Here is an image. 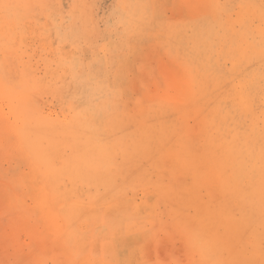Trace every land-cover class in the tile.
<instances>
[{"label":"rangeland","instance_id":"rangeland-1","mask_svg":"<svg viewBox=\"0 0 264 264\" xmlns=\"http://www.w3.org/2000/svg\"><path fill=\"white\" fill-rule=\"evenodd\" d=\"M0 264H264V0H0Z\"/></svg>","mask_w":264,"mask_h":264}]
</instances>
